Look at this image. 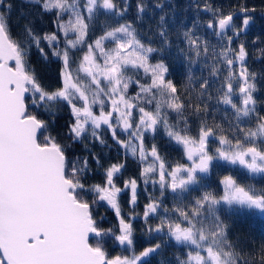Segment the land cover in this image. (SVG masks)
<instances>
[{"label": "snow or ice", "instance_id": "1", "mask_svg": "<svg viewBox=\"0 0 264 264\" xmlns=\"http://www.w3.org/2000/svg\"><path fill=\"white\" fill-rule=\"evenodd\" d=\"M28 3L52 13L56 31L37 33L34 20L21 13L23 23L16 22L14 35L13 5L0 0V264H151L147 258L161 254L170 241L186 249L176 264H264V242L257 245L255 240L233 237L228 222L246 211L264 213V189L244 186L233 174L218 181L220 192L208 184V177L225 165L239 167L253 178L264 177V110L258 108L264 100L255 95L261 90L258 76L264 80V73L249 70V53L243 42H237L255 9L237 3L224 11L207 0L195 4L197 11L212 14L203 25L211 35L223 40L232 33L219 52L196 34L199 19L177 35L188 45L179 51L190 65L196 63L192 53L204 56L205 62L211 55L209 75L215 78L211 83L223 74L215 99L232 111L225 128L215 123L210 110L214 97L209 79L193 86L189 68L188 83L180 92L169 78L163 53L173 42L164 27L165 15H160L155 34L149 28L146 36L140 35L125 21L105 24L100 36L89 40L92 22L100 14L124 17L131 6L128 0ZM135 7L137 18L148 9L145 0H138ZM155 7L163 10L164 4ZM33 48L38 54L35 63ZM84 48L74 73L71 50ZM52 58L61 61L58 87L46 85L43 74ZM130 84L139 89L131 97ZM65 108L68 119L61 126ZM171 113L176 114V123L169 122ZM190 117L200 121L195 136L189 134ZM102 126L110 130L115 144L131 148L133 157L137 153L140 161L152 157L142 177L145 184H159V196H149L142 219L143 231L159 242L138 254L132 223L137 217L124 216L118 203L120 193L129 191L134 209L138 184L131 179L121 188L115 182L126 161L110 164L99 183L87 182L90 173L104 166L85 141L111 147ZM160 129L182 147L186 162L166 165L155 142L145 147L146 136L151 133L154 141ZM214 140L218 145L212 149ZM77 144L84 146L86 156L69 152ZM193 192L198 194L189 199ZM169 195L175 201L170 208L165 203ZM105 203L115 211L116 228L104 227V218H97L96 209ZM154 218L158 224L151 223ZM109 240L133 254L110 256L105 248Z\"/></svg>", "mask_w": 264, "mask_h": 264}, {"label": "trees", "instance_id": "2", "mask_svg": "<svg viewBox=\"0 0 264 264\" xmlns=\"http://www.w3.org/2000/svg\"><path fill=\"white\" fill-rule=\"evenodd\" d=\"M13 7L11 10L12 24H13V34L15 35L18 29L16 28V22L19 20L23 23L21 18V13L25 17L34 20L35 29L37 33L43 35L45 32L56 31L55 25L53 23V14L52 13H42L39 11L38 6L29 4L28 0H10ZM131 5L129 11L125 14L124 17L112 16L111 14H100L98 19L92 22L93 26L89 30V40L94 37H99L101 34L102 27L107 25H114L116 23H124L125 21L132 23L133 26L137 29L138 34L145 35L149 28L152 29L153 34H155L157 25L159 23L160 15H165V24L164 27L169 31L170 39L172 40V46L168 48L163 53V58L165 63L170 66V76L169 78L176 83L177 88L180 92L184 91V87L188 83V73L189 68H191V75L193 77L192 83L193 86L198 84L201 79L207 78L210 83L215 80L214 77L209 75L211 70V65L214 63L211 55L207 58L201 56L197 58L195 53H192V59L196 61L194 64H189L185 56L179 51V49H186L188 47L187 43L183 41L181 36L180 39H177V35L182 33L186 28L191 27L193 20L199 19L200 27L195 29L196 34L201 37V39H207L210 43V46L215 47L216 51L219 52L224 44L227 43V36L232 35L231 32H228L224 36V39L211 35L212 30L207 29L203 25L211 18L210 12L197 11L195 8L196 3L203 4V0H145V3L148 5V9L145 13L141 14L137 18L136 12V3L138 0H128ZM164 4V9L155 7L157 3ZM207 2L215 8L223 9L228 11L230 6H235L237 3L246 5L249 9H255L254 12L250 14L253 16V20L250 22V26L245 33H243L237 42H243L246 46V50L249 55L247 58V65L250 71H255L256 73H264V53L261 52V49H264V0H207ZM233 11H236L235 7H232ZM236 23L239 24L240 21L236 20ZM61 41H63V34L61 33ZM237 42L232 44V47L237 46ZM153 46H157L153 44ZM63 47V43H61ZM86 51L84 48L82 51L77 49H72V55L70 60L75 61L72 65L73 71L78 66L83 52ZM31 57L35 63L38 59V54L35 51V48L32 49ZM53 62L48 64L44 71V76L46 77L45 83L51 87H58L60 84L59 79V69L61 61L56 58H52ZM155 62V61H153ZM132 73L129 72V75ZM82 75V74H81ZM136 79V77H133ZM143 73L141 71V80L143 82ZM223 81V74L220 76L219 80H216L215 83H211L210 91L214 97L213 100L209 101L211 106L210 110L214 113L215 123L222 124L227 128L228 123L232 120V111L230 107L217 104L215 97L217 96V90L221 87ZM258 88L261 90L255 95L261 100H264V80H260L258 76ZM139 91L138 87L134 84H130L128 89V96L131 97ZM195 95V94H193ZM258 108L264 110V103L258 104ZM167 111V109H165ZM98 114V112H97ZM61 119L60 124L63 126L68 119V109L65 108L63 112L60 113ZM134 115H139L134 112ZM192 119V124L190 127V135L195 136L197 134L200 121L194 117ZM170 123H176V114L171 113L169 116ZM209 125L213 123L211 116L208 120ZM235 123V121H233ZM106 126H102L100 130L107 140V143L111 145L110 148L102 147L99 143L92 145L90 139L85 141L90 148L101 158V163L104 167L99 168L98 171H93L89 174L88 183L94 184L99 183L104 176L105 169L112 163H125L126 166L121 170L120 173H117L116 184L118 187L123 188L124 181L135 179L137 181V204L133 209V206L130 204V192L122 191L118 197V203L121 208V212L124 216L135 215L137 218L132 221L134 225V241H135V250L138 254L144 247L149 246L150 243L159 242L154 241L152 237H149L147 233L143 231L144 222L142 219V214L145 208L146 203L148 202L149 196L158 197L159 196V184H152L151 181L145 184L142 177L143 168L152 163V158H148L144 161L139 160V155L137 153L136 157L132 156L131 148L125 149L112 140L111 133L109 131H104ZM119 131V129H118ZM122 139L125 137L122 135ZM128 137L125 139L127 140ZM211 139V138H210ZM155 142L157 145L161 156L164 158L166 165L175 164L177 162H186L183 155V149L180 145H177L174 141H169V138L164 134L163 129H160L155 134V140L153 141V136L149 133L145 139V147L147 148L151 143ZM218 145V141H213L209 146L212 149ZM134 146V145H133ZM70 153H75L76 155H87V152L84 149L83 145H73L69 149ZM74 158V157H70ZM93 169H96L98 166L95 163L92 164ZM233 174L236 176L238 183H241L244 186L253 185L257 190L264 189V177L257 176L255 178L249 176L245 170L240 169L239 167H233L225 165L222 169L216 170L210 177H208V184L210 190L214 192H220L221 188L218 187V181L222 178L223 175ZM151 175V174H150ZM157 178L158 177H154ZM198 193L193 192L189 199H193ZM166 206L169 208L175 203V201L169 195V198L166 200ZM99 217H103V226L106 228H116L118 227V218L115 215V211L108 206L106 203L96 209ZM173 219H175L173 217ZM232 229L233 237L239 236L241 239H246L248 241L255 240L256 244L264 242V214L260 213L257 210H252L250 212L246 211L244 213L236 214L228 221ZM151 223L153 225L158 224V219H152ZM163 235V234H161ZM91 243H95L94 240H90ZM126 246H120L118 244H113L111 240L105 245L106 251L110 256L122 255V256H131L133 253L131 251H125ZM186 249L182 245H176L174 241H170L164 246L161 250V254L150 256L147 259L151 264H176V257H183Z\"/></svg>", "mask_w": 264, "mask_h": 264}, {"label": "rangeland", "instance_id": "3", "mask_svg": "<svg viewBox=\"0 0 264 264\" xmlns=\"http://www.w3.org/2000/svg\"><path fill=\"white\" fill-rule=\"evenodd\" d=\"M110 14V13H109ZM108 14V15H109ZM124 137H125V139L127 138V135L126 134H122ZM139 155V154H138ZM151 157V156H150ZM152 158V157H151ZM258 211V210H257ZM264 214V213H263Z\"/></svg>", "mask_w": 264, "mask_h": 264}]
</instances>
